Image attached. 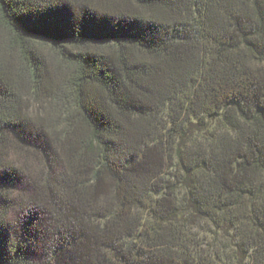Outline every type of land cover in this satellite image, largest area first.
<instances>
[{"label": "trees", "instance_id": "16d2710c", "mask_svg": "<svg viewBox=\"0 0 264 264\" xmlns=\"http://www.w3.org/2000/svg\"><path fill=\"white\" fill-rule=\"evenodd\" d=\"M37 254L264 264V0H0V264Z\"/></svg>", "mask_w": 264, "mask_h": 264}, {"label": "rangeland", "instance_id": "374dc122", "mask_svg": "<svg viewBox=\"0 0 264 264\" xmlns=\"http://www.w3.org/2000/svg\"><path fill=\"white\" fill-rule=\"evenodd\" d=\"M18 217V218H17ZM16 217V220H17V223L19 222H22V220H23V218L22 217H19V216H17ZM35 258H36V260L39 262V263H43V261L45 260L44 259V257L43 256H41L40 254H37L36 256H35Z\"/></svg>", "mask_w": 264, "mask_h": 264}]
</instances>
